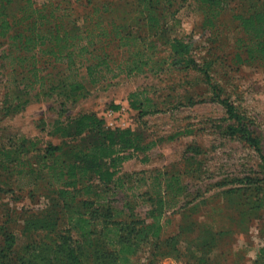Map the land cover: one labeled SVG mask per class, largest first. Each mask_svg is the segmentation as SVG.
<instances>
[{"label": "rangeland", "instance_id": "374dc122", "mask_svg": "<svg viewBox=\"0 0 264 264\" xmlns=\"http://www.w3.org/2000/svg\"><path fill=\"white\" fill-rule=\"evenodd\" d=\"M97 1L32 4L81 22ZM226 1L216 15L193 0L164 10L165 34L191 43L198 68L171 63L160 44L154 61L166 62L157 72L91 84L81 68L77 92L65 85L73 77L64 65L37 54L34 76L23 52L0 38V151H10L0 153V264H264V63L245 61L249 37L233 17L242 7ZM132 92L147 99L148 112L129 107ZM219 95L233 102L260 152L231 135L235 120ZM84 113L101 117L103 128L134 129L139 147L125 150L112 182L90 175L74 197L60 198L46 164L61 148L63 162L73 161ZM49 145L53 154L43 158Z\"/></svg>", "mask_w": 264, "mask_h": 264}, {"label": "trees", "instance_id": "16d2710c", "mask_svg": "<svg viewBox=\"0 0 264 264\" xmlns=\"http://www.w3.org/2000/svg\"><path fill=\"white\" fill-rule=\"evenodd\" d=\"M15 1L0 0V38L11 39L13 45L23 52L22 60H30L34 76L37 54L64 65L73 77L65 84L70 92L80 91L85 86L80 77L81 68L91 84L122 72H157L161 63L166 62L162 58L154 61L155 49L160 44L167 46L171 63L198 68L191 54V43L165 34L164 10L172 6L173 0H99L85 9L81 22H66L63 20L64 14L55 11L56 7L46 9L44 4L33 5L32 0H23L16 11H11L10 6ZM193 1L207 5L213 15L228 4L226 0ZM239 1L242 10L233 13V17L249 37V43L244 45L245 61L264 63V0ZM123 52L127 53V57L119 59L121 55L118 53ZM137 95V92L130 93L129 107L139 114L148 112L150 105L147 99L144 101ZM218 100L225 107L228 117L235 120L234 125L227 127L231 135L239 134L256 152H260L258 139L236 111L233 102L220 95ZM103 125L101 117L91 113L80 115L74 125L79 139L69 149L73 161L63 162L61 153L65 151L61 148L59 153L52 155L51 163H45L50 170L49 176L60 185L58 197L64 198L67 194L74 197L79 179L86 181L90 175L100 184L112 182L116 166L129 157L125 150L139 147L140 134L134 129L103 128ZM89 132L95 134L92 133L87 140L80 139ZM28 143L27 148L34 146L33 141ZM49 148L50 145L45 148L43 158L53 154ZM56 149L58 147H52V150ZM3 153L7 158L10 156V151ZM84 186V192H90V183ZM79 219L86 222L83 217ZM157 232L156 229L152 234L156 235Z\"/></svg>", "mask_w": 264, "mask_h": 264}]
</instances>
